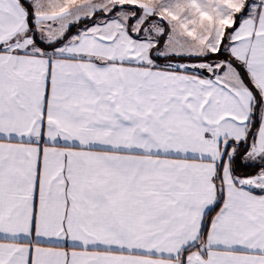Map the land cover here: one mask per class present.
<instances>
[{"label": "snow or ice", "instance_id": "obj_1", "mask_svg": "<svg viewBox=\"0 0 264 264\" xmlns=\"http://www.w3.org/2000/svg\"><path fill=\"white\" fill-rule=\"evenodd\" d=\"M0 264H264V0H0Z\"/></svg>", "mask_w": 264, "mask_h": 264}]
</instances>
